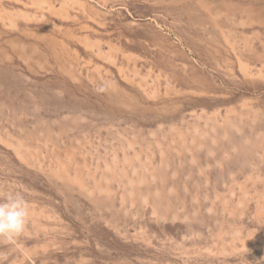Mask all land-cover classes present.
I'll return each mask as SVG.
<instances>
[{"label": "rangeland", "instance_id": "rangeland-1", "mask_svg": "<svg viewBox=\"0 0 264 264\" xmlns=\"http://www.w3.org/2000/svg\"><path fill=\"white\" fill-rule=\"evenodd\" d=\"M14 192L0 264H264V0H0Z\"/></svg>", "mask_w": 264, "mask_h": 264}, {"label": "clouds", "instance_id": "clouds-1", "mask_svg": "<svg viewBox=\"0 0 264 264\" xmlns=\"http://www.w3.org/2000/svg\"><path fill=\"white\" fill-rule=\"evenodd\" d=\"M28 217L29 205L21 193L14 192L0 200V238L11 240L21 235L25 231Z\"/></svg>", "mask_w": 264, "mask_h": 264}]
</instances>
